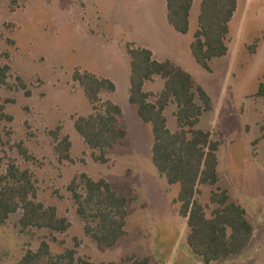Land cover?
Listing matches in <instances>:
<instances>
[{
	"label": "rangeland",
	"instance_id": "1",
	"mask_svg": "<svg viewBox=\"0 0 264 264\" xmlns=\"http://www.w3.org/2000/svg\"><path fill=\"white\" fill-rule=\"evenodd\" d=\"M201 1L194 0L189 31L183 35L169 26L165 0H0V68H10L8 86L0 85V106L12 118L0 122V175L8 161L28 170L35 181L36 200L54 207L57 216L70 223L66 233L53 234V241L47 230L22 233L21 211L11 214L0 226V264H15L42 241L49 243L54 255L75 249L77 256L95 264L119 263L130 256L149 257L151 264H195L193 258H199L187 245L189 228L179 214L178 186L159 178L152 163L150 126L129 103L127 43L146 44L167 58L173 57L170 50L175 44L181 49L179 66L212 102L196 129L209 132L219 143L217 187L226 189L230 201L245 209L255 230L242 255L249 258L247 264H264V99L255 97L264 83V0H253L243 21L229 24V53L211 61L210 72L187 50L198 28ZM255 39H259L258 49L251 54ZM76 69L115 85V91L103 94V99L120 107L118 123L126 137L110 151L106 165L92 161L73 128V117L92 113L72 81ZM17 79L26 90L19 88ZM176 110L171 104L163 113L171 132L177 129ZM57 126L73 141L71 162L60 163L53 152L48 133ZM20 143L33 161L21 156ZM79 174L111 180L120 195L134 199L127 208L125 235L110 249H97L83 234L67 191ZM198 190L199 202L207 203L212 188ZM212 209L209 206L208 216Z\"/></svg>",
	"mask_w": 264,
	"mask_h": 264
},
{
	"label": "trees",
	"instance_id": "2",
	"mask_svg": "<svg viewBox=\"0 0 264 264\" xmlns=\"http://www.w3.org/2000/svg\"><path fill=\"white\" fill-rule=\"evenodd\" d=\"M193 0H166L167 22L179 34L189 31V17ZM237 10V0H202L198 16V28L194 33L190 50L196 63L210 72L214 59L228 54L229 24ZM259 39L249 47L253 54ZM130 59L129 103L136 109L137 116L150 126L153 136L152 163L158 174L166 179L169 186L177 185L176 202L179 214L189 228L187 245L192 254L204 264L227 259L242 253L250 244L253 227L247 219L244 208L230 201L229 193L217 187V152L219 143L207 131L196 129L204 111L212 109V102L206 92L196 86L189 73L166 60L157 62L150 50L126 44ZM9 66L0 68V85H7ZM154 76L164 80V88L150 102V95L143 90L146 82ZM19 88L26 90L20 80ZM72 81L78 84L89 102L92 113L88 116L73 117V128L82 138L93 162L106 165L108 155L126 137L119 126L121 115L119 106L101 95L113 93L115 85L108 79L76 69ZM28 95L29 92L26 91ZM264 99V83H260L255 94ZM5 100L4 103H12ZM176 105L177 129H167L163 115L169 104ZM0 106V122L12 120L3 113ZM53 142V152L57 160L71 162V141L62 134V127L49 131ZM257 144V141L255 142ZM19 153L26 160H34L20 143ZM200 186L212 188L208 202L198 200ZM36 185L28 170H21L12 161L0 175V226L11 214L21 211L19 227L22 233L30 229L47 230L53 234H64L70 228L66 218H59L54 207H45L36 200ZM75 213L82 223V230L99 250L114 247L125 235L128 206L134 199L126 198L113 189L104 179L93 180L86 174L73 177L67 186ZM209 206L213 209L207 215ZM63 245V243H62ZM15 264H95L88 257H79L75 249H65L62 253H51L49 243L42 241L37 250H27ZM108 264H151L149 257H126L119 263Z\"/></svg>",
	"mask_w": 264,
	"mask_h": 264
},
{
	"label": "crops",
	"instance_id": "3",
	"mask_svg": "<svg viewBox=\"0 0 264 264\" xmlns=\"http://www.w3.org/2000/svg\"><path fill=\"white\" fill-rule=\"evenodd\" d=\"M193 2H194V0H193ZM202 2V1H201ZM254 1L253 0H237V10H236V12H235V15H234V17H233V19H232V21L230 22V23H232V22H234L236 19H238L237 20V23L238 22H242L243 21V19L244 18H242V17H245V16H243L244 15V13H245V11L249 8V6H251V4L253 3ZM259 2H263V0H259ZM165 3H166V0H165ZM201 5V4H200ZM192 6H193V4H192ZM242 7H243V9H242ZM191 9H192V7H191ZM240 10H241V13H239L240 12ZM256 12V11H255ZM190 13H191V11H190ZM262 13L263 12H261L260 14L262 15ZM190 18V17H189ZM166 19H167V7H166ZM239 24V23H238ZM170 26V25H169ZM171 27V26H170ZM172 28V27H171ZM173 29V28H172ZM174 30V29H173ZM175 31V30H174ZM229 32H230V30H229ZM236 34L235 35H233V37L234 38H230V46L231 47H233V43H234V41L236 40V36H237V32H235ZM229 37V36H228ZM191 42L192 41H190L189 42V44H188V46H187V50H188V53L189 54H191L192 55V53H191V50H190V45H191ZM228 42H229V40H228ZM175 44V43H174ZM144 45H146V44H142V45H140V46H142L141 48H145V49H148V50H150L151 51V53H152V55H153V59L155 60V61H157V62H163V61H166V60H169V61H171V62H173L175 65H177V66H179L180 64H181V59H180V56L179 55H182L181 54V49L179 48H177V46H176V44L174 45V49H172L171 48V53H172V58H167L166 56H158L157 55V52H155V50L154 49H152V48H150L149 46H144ZM258 45H259V43H258ZM258 45H257V48H256V50H255V52L254 53H256V51H257V49H258ZM173 47V46H172ZM228 53H229V47H228ZM253 53V54H254ZM193 56V55H192ZM227 56V55H226ZM195 60V59H194ZM196 62V61H195ZM180 63V64H179ZM182 65V64H181ZM180 67V66H179ZM181 68V67H180ZM182 69V68H181ZM185 71V70H184ZM188 73V72H187ZM98 77V76H97ZM100 78V77H99ZM129 79H130V77H129ZM113 83V82H112ZM163 88H164V80L163 79H161L160 77H157V76H154L153 78H152V80L151 81H148V82H146L145 84H144V86H143V90H144V92H146V93H148V94H150V95H153L152 97H150L149 98V101L150 102H154V100H155V98H154V96H156L159 92H161L162 90H163ZM130 89V88H129ZM104 94H106V93H104ZM101 98L103 99V94L101 95ZM104 100V99H103ZM171 104H173V103H171ZM171 104H169L168 106H170ZM133 106V105H132ZM167 106V107H168ZM173 106H174V104H173ZM135 108V107H134ZM136 110V109H135ZM91 111H92V109H91ZM174 113H176V112H174ZM90 115V114H89ZM88 116V115H87ZM165 117V116H164ZM81 138V137H80ZM82 139V138H81ZM82 142H83V140H82ZM71 144H72V146H71V148L73 147V141L71 142ZM83 144V146H84V148H85V145H84V142L82 143ZM86 149V148H85ZM110 163V162H109ZM155 168V167H154ZM156 172H157V170H156ZM158 174V173H157ZM158 176H159V174H158ZM159 178L160 179H162L163 177H160L159 176ZM102 179H104V180H106L107 182H109V183H111V185H112V187L114 186V184L111 182V180H108V179H106V178H102ZM118 192V191H117ZM119 193V192H118ZM243 208V207H242ZM245 210V209H244ZM184 221H185V223H186V220L184 219ZM253 230H254V228H253ZM255 230L253 231V236H252V239H251V241L253 240V238H254V236H255ZM251 243V242H250ZM250 245V244H249ZM247 259H249L248 257L246 258L245 257V255H242V253H240V255L238 254V255H235V256H231V257H229V258H227V259H223V260H220V261H217V262H214V263H212V264H247V262H248V260ZM193 260H194V262H195V264H204L203 262H202V260L200 259V258H198V259H195V258H193Z\"/></svg>",
	"mask_w": 264,
	"mask_h": 264
}]
</instances>
